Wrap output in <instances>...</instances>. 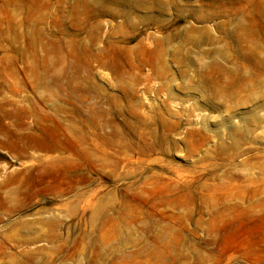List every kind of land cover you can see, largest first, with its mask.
I'll return each mask as SVG.
<instances>
[{"label": "rangeland", "instance_id": "obj_1", "mask_svg": "<svg viewBox=\"0 0 264 264\" xmlns=\"http://www.w3.org/2000/svg\"><path fill=\"white\" fill-rule=\"evenodd\" d=\"M0 264H264V0H0Z\"/></svg>", "mask_w": 264, "mask_h": 264}]
</instances>
